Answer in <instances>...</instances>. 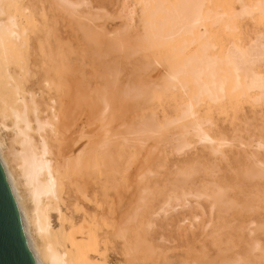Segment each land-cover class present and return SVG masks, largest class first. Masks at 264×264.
<instances>
[{
	"label": "bare ground",
	"instance_id": "obj_1",
	"mask_svg": "<svg viewBox=\"0 0 264 264\" xmlns=\"http://www.w3.org/2000/svg\"><path fill=\"white\" fill-rule=\"evenodd\" d=\"M133 1L139 9L138 26L132 30L123 24L109 32L113 38L107 46L110 51L135 60L140 54L141 64L144 63L139 64V70L136 67L137 72L147 73L151 66H162L163 70L157 78L158 73L156 76L149 73L158 72L157 68L148 70L154 79L149 85L144 81V87L143 81L135 80V83L133 79L135 84L130 79L122 87L118 86L117 71L110 69L114 74L107 72L109 69L104 74L101 72V79L105 78L103 86L107 88L99 90L101 105L98 107L95 102L87 106L86 95L80 94L85 85L82 87L72 79L74 63L66 58L64 32L52 18V11H59L77 22L76 28L85 39H92V31L103 32L95 24L100 19L99 13L79 12L78 8L85 4L83 0H0V165L33 260L35 264H144L140 261L145 258L139 261L133 249L132 214L124 210L116 212L111 192L115 191L114 175L122 152L135 149L136 153V148L144 149L152 141L155 146L169 147L178 154L200 145L215 158L237 159L238 166L227 171L236 172L234 182L241 192L247 191L243 198L230 194L235 187L230 186V179L220 180L221 177H211L216 180L200 189L196 186L197 171L191 169L172 182L160 211L172 202H178L176 205L186 202L190 195L196 201L205 198L209 218L202 231L210 229L204 237L207 235L216 245L217 253L203 258L200 264H264V248L256 255L260 263L253 253L260 247L258 241L252 246L250 238L239 236L244 227L243 208L252 206V200L259 203V207L264 206V123L253 126L259 131L251 135L249 142H243L227 137L211 115L214 107L224 114L242 101L252 105L264 103V31L245 38L242 31V24L250 18L264 24V0ZM128 3L129 0H123L122 10L131 24L133 9ZM95 39L100 41L94 38V43ZM144 58L147 60L143 61ZM113 62L115 64L117 58ZM133 75L130 76L133 78ZM72 87L73 96L68 94ZM116 95L120 101H137L143 97L148 103L172 96L176 102L174 115L160 119L148 106L150 112L144 110L146 114L134 123L123 120L125 127L119 132H105L100 137L98 124L94 123V127L89 123L91 129L86 133L81 128L85 123L82 109L88 107L90 122L97 120L98 112L109 114L106 124L110 125L116 121L114 109L119 106ZM113 98L117 100L118 105L115 99L113 101L116 108ZM143 100L138 102L142 105ZM248 121L244 126L246 132L251 127ZM123 123L118 125L123 127ZM236 142L238 146L232 150ZM115 148L121 151L118 153ZM149 152L153 154L152 150ZM144 160L143 166L146 165ZM211 167L207 170L213 175ZM144 173L137 178L138 182L142 178L140 182L146 185ZM143 200V196H135V206L130 209L134 214L139 209L137 203ZM148 200L150 197L145 208L152 211L153 199L150 204ZM231 217L234 223L229 221ZM263 230L264 225L255 229ZM232 231L238 233L235 237L241 240L238 243L245 242L242 258L232 257V248L239 246Z\"/></svg>",
	"mask_w": 264,
	"mask_h": 264
},
{
	"label": "rangeland",
	"instance_id": "obj_2",
	"mask_svg": "<svg viewBox=\"0 0 264 264\" xmlns=\"http://www.w3.org/2000/svg\"><path fill=\"white\" fill-rule=\"evenodd\" d=\"M83 1L85 3L84 4L85 6L83 5L79 7L78 8L79 12L89 11L85 13L87 14V13H91L90 11H92L93 12L92 14L99 13L100 15L99 16L100 19H97L95 21V24H97L98 27L102 28L103 32L95 31V33H93V31L91 30L92 31L91 33L93 34L92 39L97 38L98 41L99 40L102 42L104 41L105 43L104 42L102 43L100 41L97 42L96 39L95 40L97 43L96 42L94 43L93 42L94 40L92 41L91 38L88 39L87 37L85 39L84 34L80 33L76 28V26L78 27V24L76 25L77 22L73 21L72 18H69L68 15H65L59 11L54 10L52 11V18L57 23L59 28L64 32L63 50L66 53L67 60L69 62H72V65L74 63L73 65L74 68L72 71L73 74H71V76H72V79L74 78L76 80L77 78V80H80L77 82V80L75 81L73 79L75 83H78V84L80 83L81 86L85 85L84 87L82 86L83 92L80 90L81 91L80 94L83 93L86 95L84 102L88 104V105L86 104L87 106H90L93 104L92 102H95L96 105L100 107L101 103L99 102L100 100L99 90L102 91V87L107 88V85L103 86L105 78L101 79L100 76L102 75V73L104 74V72L107 69H109L107 70V72L111 70L113 72L114 71L118 72V75H117V79L119 81L118 86H121L124 82H127L128 80L131 79V82L133 80H134L133 82H135V80L136 81L139 80L140 83L143 81L142 86L144 87L143 83L148 82V83H145V85L146 84L149 85L150 84L149 81L154 79L153 77L156 76L157 73H158L157 74L158 76H156V78L161 75V71L163 70L161 68L162 66L161 67L158 66L157 68V66H151L150 63L149 65L151 67H150V70L148 67V69L146 70L147 73L137 72L139 68H141L140 66L144 63L143 62L141 64L142 59H141L140 54H138L139 56L138 58H136L137 60H135L134 57L132 58L127 57L126 55L124 54L122 55L119 52L118 54L117 52H115V50L113 51L111 50L112 51L111 52L110 48L107 46L108 42H110L111 39L113 38V37H110L111 34L109 32H114V30L116 31L118 28H121L123 24L129 25L130 27H132L131 28L132 30L138 26L137 16H138L139 9H138V6L134 4L133 0H129V3H128L133 9L134 21L131 24L129 23L126 13L122 10L123 0H83ZM103 29H105L106 31H104ZM242 31H243L244 38L247 37L248 35L250 37L256 31H264V24L257 23L255 22V20L250 18L249 20H245L244 23L242 24ZM105 33L106 34L109 33V35H105ZM94 34L98 35V37L97 36L95 37ZM133 40L134 38L131 39V41ZM99 44L101 45L106 44V45L99 46ZM98 47H100L99 48L100 51ZM102 47L105 48V51ZM81 51L82 52L84 51V52L82 53ZM90 51L92 54L93 53H97V54L93 56L90 53ZM87 55L89 57H87ZM118 55H120L119 58H118ZM90 57L92 58L90 59ZM98 57H99V60H98ZM116 58H117V62H115V64L114 62L112 63V61L116 60ZM119 60H122V61L119 62ZM144 60L145 58L143 59V61ZM96 62L97 63L101 62V63H99L98 65ZM103 62H106V63L104 64ZM102 63H103V66L98 68V66H101ZM135 64L137 66H135ZM105 66L108 68H106ZM115 66H117L118 70L116 69ZM103 67L105 68V70ZM136 67H138V70ZM100 68H102L103 70L102 69L100 70ZM112 68L116 70H113ZM154 68L155 69L157 68L158 72L153 71ZM142 69H145V68H142ZM99 70H100V73L97 72ZM148 70L153 71L149 73L150 74L153 73L152 75L154 76L152 75L150 76V74L148 73ZM132 72L134 73V75L137 74L136 76L137 78L133 75ZM140 73H141V76H138L140 75ZM130 75H133V78ZM148 75L150 76V78ZM70 92L68 94H71V96H73V87ZM71 96H68V98L70 97V100H71ZM163 98H161L162 100L159 99V101L154 99L153 101L151 100L152 101L151 103L150 102L148 103L147 100H143V97H141V99H139L140 101L143 100V103L141 105L142 101L138 102L139 101L138 99L137 101L136 99H134L133 101L132 99H128L129 101L131 100L130 101L131 103H130V102H124L123 100L120 101V99L117 97V100L119 99L118 101L119 106L117 108H116V105H118L117 100L113 98L112 103L114 104L113 102L114 99L116 103V105L114 104L116 108L114 109L115 112H117L119 109L120 110L116 113V117H115V112L113 110L110 111L111 116H112V113L114 112V120H116V121H112L110 125L106 124V122L108 121L109 114L101 115V113L98 112L97 120L95 122H90L91 119L89 120V117L91 118V115H89V109L87 110L88 107L86 109H84L85 108L84 107L83 108L84 111L81 108L83 114L80 112L82 114L80 115L85 121V123L83 124L84 126L81 125V128L86 133H89L91 129V125L94 126L95 125L94 123H97L98 125L96 126L98 128V135L100 136L101 134H104L105 132L111 133L113 131V133H116V132L123 130V128L125 127L124 123L122 122L123 120H125V123H128V124L131 122L134 123L135 120L137 121L138 119H140L141 115L146 114V112L148 113V111L151 108H152V111L155 112L157 117H159L160 119H162L164 116L174 115L173 112L176 107L175 106L176 102H175L174 97L167 95ZM128 100H125V101H128ZM133 102L134 104H132ZM125 103H127L126 109L124 107ZM138 103H140L142 107L146 105V103L148 104L146 105L145 108H142ZM113 104H112V108L114 106ZM133 105L135 106V108L132 107ZM137 106L139 108H137ZM148 106H150V109ZM140 108L143 110H141ZM144 110H146V112H144ZM211 115L215 118L216 122L219 124L218 126L222 128L223 131H225L224 134H226L227 137L229 138L235 137L238 139V141L243 140V142H249L250 140L248 141V139H250L251 135L252 134L254 135L259 131L258 129H255V127L253 126H261L262 123H264V121L262 120L264 119V103L258 104V105H252L251 103L247 101H242L237 106H235L234 109L233 107L228 108L227 112L224 114L223 112L221 113L220 109L214 107V109L211 112ZM119 119L123 123V127L122 126L120 127L118 125V124H122ZM231 121L232 123H230ZM246 121H248V123L251 124V127H249L248 132L244 130ZM88 125L90 127L89 129H87ZM85 128L87 129V131ZM97 128H96V131H97ZM239 138L241 139L239 140ZM151 145L155 146V144L152 143V141H149L146 145L147 147L144 146L145 147L144 149L141 147L143 150H141V148L140 149L136 148V151H137L136 153H135V149H132V151L128 150V153L122 152L123 153L121 154L122 159L120 158L121 160L120 159L117 160L118 167L116 168H118V171L115 172V175H114L115 176V182H114L115 191L111 192L112 200H113L112 205L114 209L116 208V212L120 210L122 211L124 210L125 212L130 211V214H132L131 232H130L131 240H132L135 255L138 256L139 261L142 259V257L145 258L144 260L140 261L141 263H144V264L145 263L146 264H169V263L170 264H200L203 258H206L207 256L214 257L217 253L216 245L213 244V242H211V240L208 238L207 235L206 237H204V233L209 231L210 229L208 228L206 231H202L203 224L205 226L209 218L207 214L208 203L205 200H203L205 198H202L201 200L196 201V199H194L195 197L190 195L188 199L185 200L186 202L184 203L180 201V204L176 205L178 202L177 203L172 202L171 206H169L168 208H165L164 211H160L162 210L160 207L168 195L172 182L178 178H181L182 172L189 171L191 169H195L197 171L196 186L199 187L200 189L203 190V187H202L203 185H208V182L212 180H216L221 177L220 180L223 178L224 180L230 179L229 180L230 186L235 187L230 191V194H234L236 197H240V199L243 198L247 194V191L241 192L240 189L237 187V184L234 182L235 181L234 176H236V172L233 174L228 172L229 169H231L232 167L235 166L234 168H236L238 166V164H235L237 159L235 161V157L234 158L229 157L231 160L234 159V161H231L230 159L226 160L222 158H215L213 156H210L207 150L202 148L200 145H193L190 149H188L183 154H178L174 152L173 150H171L169 147H165L163 145L162 146L160 145L161 146L160 148L156 145L158 149L154 151L156 146L154 148L153 146L152 148H150ZM236 146H238L237 142L234 143V145L232 146L233 148L231 149L234 150ZM148 149L152 150L153 154H151L149 152L150 150ZM226 149L229 150L230 148L227 147ZM115 150H117L118 153L119 151H121L120 149H116V148ZM133 152L135 153V156ZM150 154H151V157L153 155L155 157L151 158ZM146 157L147 159H145ZM148 157L151 159H149ZM143 160L144 162H146V165L144 166L146 168L150 167L149 169L144 168ZM228 162L230 163L228 164ZM125 164H128L129 167H127V165L125 166ZM212 165H214L215 168H213ZM228 165L230 168L228 167ZM209 166L210 167L212 166L211 168L214 169L213 175L210 173L211 171L208 172L207 170L208 168H210ZM140 167L141 168L143 167L144 170H146L144 171L143 169H141L143 170L142 173L145 172L143 174L144 177L143 176L142 177L145 178L144 181H146L147 183L146 182L144 183H146V185L140 182L142 178L141 179L139 178L140 183L138 182L137 177H139L142 174ZM127 169H128V172H127ZM147 170H151V173H149L150 171H147ZM222 175H225V176L222 177ZM214 176L216 177V179L214 178L211 179V177H214ZM220 180H217V181L218 182L223 181V180L222 181ZM147 185L149 188H147ZM141 189H144V191L141 192L140 191ZM145 190H147V192H145ZM136 195L143 196L144 200L143 202L137 203L139 209L137 213L134 214L133 211H131L132 210L131 206L132 205L135 206L133 203L135 202ZM148 197H150V200H148L149 204L151 202V199H153V201L151 202L152 211H148L145 208V204H146ZM195 203L201 204V207L197 206ZM251 204L252 206H250L249 208H243L245 209L244 217H243L244 227L242 229V232L239 233V236L243 235L245 237L250 238L252 246H254V244L258 241L260 247H258L257 250L253 251V253L256 256L261 252L262 248H264V230L255 231L256 228L260 227L261 225H264L263 224L264 223V206L259 207V203L255 204L254 200L251 201ZM104 207L106 208V206ZM126 208H128V210H125ZM148 220L150 222V225H149ZM233 220H234V217L229 218V221H233ZM231 223H234V221ZM231 234L233 235L234 240H235V237H238V233L236 231H232ZM235 241L238 243L241 240L237 239ZM243 244H245L244 241H242V243L241 242L238 243L239 246H235L232 248L231 254H233L232 255L233 259L242 258L244 256L243 248H245L246 245L243 247L242 246ZM256 258H257L256 262L260 263L261 260L258 259V256H256Z\"/></svg>",
	"mask_w": 264,
	"mask_h": 264
},
{
	"label": "water",
	"instance_id": "obj_3",
	"mask_svg": "<svg viewBox=\"0 0 264 264\" xmlns=\"http://www.w3.org/2000/svg\"><path fill=\"white\" fill-rule=\"evenodd\" d=\"M0 264H35L0 165Z\"/></svg>",
	"mask_w": 264,
	"mask_h": 264
}]
</instances>
